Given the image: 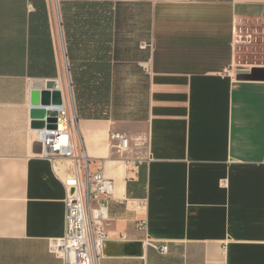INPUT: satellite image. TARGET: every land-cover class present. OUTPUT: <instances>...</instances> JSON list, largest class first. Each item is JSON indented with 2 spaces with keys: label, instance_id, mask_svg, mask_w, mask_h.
I'll list each match as a JSON object with an SVG mask.
<instances>
[{
  "label": "crops",
  "instance_id": "1",
  "mask_svg": "<svg viewBox=\"0 0 264 264\" xmlns=\"http://www.w3.org/2000/svg\"><path fill=\"white\" fill-rule=\"evenodd\" d=\"M263 7L0 0V264H63L48 241L64 233L71 163L43 156L35 80L58 82L73 142L113 181L100 264H264V66L242 63L236 41ZM75 93L98 109L108 94L106 118L74 121ZM124 241L142 255L119 254Z\"/></svg>",
  "mask_w": 264,
  "mask_h": 264
},
{
  "label": "built area",
  "instance_id": "2",
  "mask_svg": "<svg viewBox=\"0 0 264 264\" xmlns=\"http://www.w3.org/2000/svg\"><path fill=\"white\" fill-rule=\"evenodd\" d=\"M259 19L263 20L261 24L254 22ZM244 30V42L261 48V57L255 63L264 66V7L260 18L256 17L249 22H244L237 28L236 41L241 45H243ZM70 115L75 121L74 107ZM60 120V117L56 118L55 128L37 129L38 139L44 146L43 156L51 161L61 158L71 163L69 174L63 181L65 187L64 233L60 237L49 239L48 250L60 258L63 264H100L104 242L107 240L105 222L108 218V200L113 191V181L105 175L101 162L98 161L96 168L93 169L92 161L81 145L73 142L71 119L67 121L65 118L64 128H61ZM110 137L119 141L120 148L127 147L128 139L123 134L113 132ZM142 204L143 199L137 206ZM137 228L145 230L146 220H140ZM148 242L159 251L167 250L166 244Z\"/></svg>",
  "mask_w": 264,
  "mask_h": 264
},
{
  "label": "water",
  "instance_id": "3",
  "mask_svg": "<svg viewBox=\"0 0 264 264\" xmlns=\"http://www.w3.org/2000/svg\"><path fill=\"white\" fill-rule=\"evenodd\" d=\"M31 86L33 88L30 110L31 127L34 129L55 128L56 115L60 118L64 117L65 120L58 82L55 80H35L31 83ZM111 244V241L106 240L104 242L103 255L109 254L107 253V247ZM116 244L119 245V254L121 255H142V241H124Z\"/></svg>",
  "mask_w": 264,
  "mask_h": 264
},
{
  "label": "trees",
  "instance_id": "4",
  "mask_svg": "<svg viewBox=\"0 0 264 264\" xmlns=\"http://www.w3.org/2000/svg\"><path fill=\"white\" fill-rule=\"evenodd\" d=\"M99 97L103 100L102 107H100V109L91 108L89 106L90 102L94 99H98L97 94L84 95L82 93H75L77 115L87 118H106L108 112V94H100Z\"/></svg>",
  "mask_w": 264,
  "mask_h": 264
},
{
  "label": "rangeland",
  "instance_id": "5",
  "mask_svg": "<svg viewBox=\"0 0 264 264\" xmlns=\"http://www.w3.org/2000/svg\"><path fill=\"white\" fill-rule=\"evenodd\" d=\"M262 21H263L262 19L254 20V22H256L258 24H261ZM244 40H245V30H244V34H243V37H242V42H243L242 44L243 45H242L241 50H240L241 57L239 59L242 61V63H245L246 61H249L250 63H254L255 61L258 62L260 57H261V54H260L261 48H260V46H257L255 44L245 43ZM244 43L246 45H248V46H246ZM65 76L66 77H65V79H63V81H65L66 85H68L69 78L67 77V75H65ZM67 93H68L69 99L71 101L72 99H71V95H69V87H68V92ZM69 109H70V107H69ZM70 110H69V114H70ZM60 119L64 120V117L60 118Z\"/></svg>",
  "mask_w": 264,
  "mask_h": 264
},
{
  "label": "bare ground",
  "instance_id": "6",
  "mask_svg": "<svg viewBox=\"0 0 264 264\" xmlns=\"http://www.w3.org/2000/svg\"><path fill=\"white\" fill-rule=\"evenodd\" d=\"M65 120H60V125H61V128H64L65 127Z\"/></svg>",
  "mask_w": 264,
  "mask_h": 264
}]
</instances>
